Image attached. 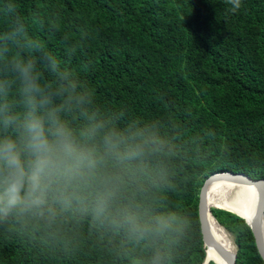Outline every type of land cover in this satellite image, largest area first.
I'll list each match as a JSON object with an SVG mask.
<instances>
[{"label":"trees","instance_id":"1","mask_svg":"<svg viewBox=\"0 0 264 264\" xmlns=\"http://www.w3.org/2000/svg\"><path fill=\"white\" fill-rule=\"evenodd\" d=\"M18 4L24 14L55 11L71 34H88L72 67L98 101L158 121L176 140L173 202L190 221L179 264H203L199 201L205 181L225 172L264 180V0H243L236 13L223 0ZM35 34L63 57L59 36ZM209 203L234 236L236 264H264L245 221L216 199ZM110 247L87 227L61 239L0 224V264H130Z\"/></svg>","mask_w":264,"mask_h":264},{"label":"clouds","instance_id":"2","mask_svg":"<svg viewBox=\"0 0 264 264\" xmlns=\"http://www.w3.org/2000/svg\"><path fill=\"white\" fill-rule=\"evenodd\" d=\"M36 32L59 36L63 57ZM87 41L55 11L0 0V224L61 239L87 227L130 264H179L190 221L173 202L176 140L98 101L72 67Z\"/></svg>","mask_w":264,"mask_h":264},{"label":"water","instance_id":"3","mask_svg":"<svg viewBox=\"0 0 264 264\" xmlns=\"http://www.w3.org/2000/svg\"><path fill=\"white\" fill-rule=\"evenodd\" d=\"M217 182L246 184L256 189L258 199L253 213L248 214L247 212H244V214H240L230 210L226 211L243 219L245 223L250 227L255 239V244L258 252L264 261V180H253L245 174H234L231 172L216 173L205 181L200 192L199 201V218L201 222L205 252L207 253V249L215 248L220 252L222 256L227 259L229 264H236L237 248H234L233 252H228L223 249L220 244H218V242L214 239L211 230V223L209 219L211 215L214 216L213 210L216 208H212V206L210 205L208 201V192L210 187ZM217 210L223 211V209ZM206 259L207 255L205 256L203 264H205Z\"/></svg>","mask_w":264,"mask_h":264},{"label":"bare ground","instance_id":"4","mask_svg":"<svg viewBox=\"0 0 264 264\" xmlns=\"http://www.w3.org/2000/svg\"><path fill=\"white\" fill-rule=\"evenodd\" d=\"M212 198H217L218 202L222 201L220 204L228 208H223L225 211L230 209V211L240 214H244V212L249 214L255 210L258 194L255 188L246 184L217 182L210 187L208 192V201ZM234 209H237V211ZM209 221L214 239L223 249L233 252L235 246L226 229L217 222L213 215L210 216ZM206 255L205 264H210L211 262L214 264H229L227 259L215 248L207 249Z\"/></svg>","mask_w":264,"mask_h":264},{"label":"rangeland","instance_id":"5","mask_svg":"<svg viewBox=\"0 0 264 264\" xmlns=\"http://www.w3.org/2000/svg\"><path fill=\"white\" fill-rule=\"evenodd\" d=\"M213 198H215L214 196H213ZM217 199V198H216ZM210 201V200H209ZM217 201H218V199H217ZM220 201V200H219ZM220 202H222V201H220ZM234 210H236L237 211V209H234ZM239 212V211H238ZM229 234V233H228ZM230 235V238H231V240H232V243H233V245L235 246V248H237L236 247V245H235V240H234V236L232 235V234H229ZM216 263V262H215Z\"/></svg>","mask_w":264,"mask_h":264}]
</instances>
